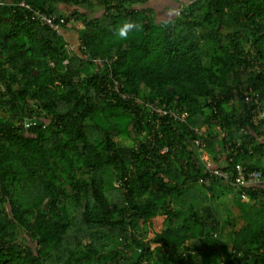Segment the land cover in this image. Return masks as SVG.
I'll return each instance as SVG.
<instances>
[{
	"label": "trees",
	"instance_id": "trees-1",
	"mask_svg": "<svg viewBox=\"0 0 264 264\" xmlns=\"http://www.w3.org/2000/svg\"><path fill=\"white\" fill-rule=\"evenodd\" d=\"M155 1L0 0V264H264V0Z\"/></svg>",
	"mask_w": 264,
	"mask_h": 264
},
{
	"label": "built area",
	"instance_id": "built-area-1",
	"mask_svg": "<svg viewBox=\"0 0 264 264\" xmlns=\"http://www.w3.org/2000/svg\"><path fill=\"white\" fill-rule=\"evenodd\" d=\"M20 5L26 7V8H29L30 9V6L29 4H27L25 1H22L20 3ZM33 18L36 19V20H40L43 24L45 25H48L50 26L51 28H53L54 30L58 31L59 34H63L62 33V30H61V27H60V23L57 22L53 16H49L45 13H42V12H39L37 11L36 12V15L34 16L33 15ZM62 22H64L63 20H61ZM69 48H73V47H69ZM150 107H151V112H158L159 115H166V114H169L171 117L172 116H177L176 114V111H167V110H164L163 108H159V106H157L156 103H149L148 104ZM183 116H185V114H183ZM263 133L261 134L262 138L264 139V129L262 131ZM206 160V159H205ZM210 165V163H209ZM215 173H219L221 177L225 176L228 178L227 176V173L226 172H223L222 170H217L215 171L214 173L211 174V180L209 181L208 184H210L215 178L213 177V175ZM241 178H239L240 180ZM243 180V179H241ZM249 182H254V183H263L264 182V179H261V173L259 172H255L253 174V176H251L249 179H248Z\"/></svg>",
	"mask_w": 264,
	"mask_h": 264
},
{
	"label": "rangeland",
	"instance_id": "rangeland-1",
	"mask_svg": "<svg viewBox=\"0 0 264 264\" xmlns=\"http://www.w3.org/2000/svg\"><path fill=\"white\" fill-rule=\"evenodd\" d=\"M168 1V0H167ZM165 3H167L166 1H163V0H157V1H155L152 5L153 6H155L156 8H157V10H158V14H159V16H160V18H164L167 14H168V12L167 11H165V9H166V7H165ZM168 5H169V3H168ZM78 26H79V24H78ZM75 45H77L78 44V42L77 43H74ZM68 47H73L72 45H67ZM206 128L205 127H202L201 128V130L200 131H204ZM162 152H164V153H167V152H169V147H167V146H165V147H163L162 148ZM209 153L208 152H206L205 154H204V156H205V159H206V161H207V164L209 165V160H211L207 155H208ZM222 201H225V198H221V200H220V202H222ZM214 203H218L219 204V202L218 201H214ZM229 204V201H227V202H225V204H224V206H226V205H228ZM221 218H222V221H225V220H227V218H226V216H224V215H221L220 216Z\"/></svg>",
	"mask_w": 264,
	"mask_h": 264
},
{
	"label": "clouds",
	"instance_id": "clouds-1",
	"mask_svg": "<svg viewBox=\"0 0 264 264\" xmlns=\"http://www.w3.org/2000/svg\"><path fill=\"white\" fill-rule=\"evenodd\" d=\"M0 4H3V3H1L0 2ZM20 6H22V5H20ZM45 25V24H44ZM78 25V24H77ZM46 26H48V25H46ZM48 27H50V26H48ZM51 28V27H50ZM133 28H134V23L133 22H125L124 24H123V26H121L120 28H118V30H117V33H118V35H119V37L120 38H122V39H127L128 38V34H129V32L131 31V30H133ZM51 29H53V28H51ZM54 30V29H53ZM56 31V30H55ZM70 49H72V48H70ZM65 63H67V60L65 61ZM36 124L37 123V119L35 118V119H32L31 120V122H29V123H27V125H30V124Z\"/></svg>",
	"mask_w": 264,
	"mask_h": 264
}]
</instances>
